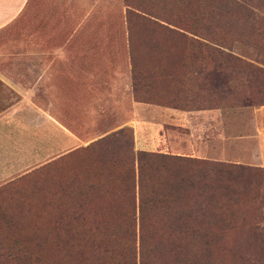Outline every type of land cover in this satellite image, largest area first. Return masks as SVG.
Wrapping results in <instances>:
<instances>
[{"label": "rangeland", "instance_id": "374dc122", "mask_svg": "<svg viewBox=\"0 0 264 264\" xmlns=\"http://www.w3.org/2000/svg\"><path fill=\"white\" fill-rule=\"evenodd\" d=\"M134 5L152 6L177 23V11L186 4L28 0L0 31V68L12 71L7 77L30 88L40 76L29 92L33 105L14 106L10 111L17 110L3 119L7 130L0 140V162L11 171L0 178V211L12 217L9 234L31 240L28 246H55L51 237L62 212L59 202L102 164L96 151L85 154L82 148L123 128L133 150L180 153L227 166L219 179L215 168L200 172L211 188L200 186L195 203L211 198L213 224L207 234L198 233L194 247H187L193 263L264 264V0L198 3L203 20L222 28L223 52L241 62L218 60L217 54L211 59L187 55L174 36L128 24L126 10ZM188 89L210 90L208 108L167 106L174 94ZM18 97L0 88V109ZM28 106L55 124L50 139L43 133L26 138ZM44 123L40 118L41 131ZM32 124L37 127V120ZM60 132L71 142L63 144ZM61 187L69 189L61 194ZM68 246H75L71 253L85 255L83 246L90 245L72 240ZM45 256L50 263L60 261L53 251Z\"/></svg>", "mask_w": 264, "mask_h": 264}, {"label": "trees", "instance_id": "16d2710c", "mask_svg": "<svg viewBox=\"0 0 264 264\" xmlns=\"http://www.w3.org/2000/svg\"><path fill=\"white\" fill-rule=\"evenodd\" d=\"M178 1L186 5L178 9L177 23L152 6L140 5L126 10V22L174 36L183 44L179 42L183 46L181 52L185 49L187 55L211 59L217 54L221 57L218 60L241 62L236 55L221 49L225 47V39L220 36L222 28L203 20L200 0ZM195 4L197 9H192ZM132 72L136 93L134 68ZM209 91L179 90L167 106L188 111L208 108ZM82 151H96L102 164L76 192L66 193L69 188L61 187V194L67 196L58 206L62 212L51 237L55 246H28L31 240H19L9 234L12 217L0 211V264H65L66 256V264H195L187 247H194L198 233L207 234L213 224L211 198L206 203H195V192L200 186H209L207 191L211 188L200 172L209 173L215 168L219 179L228 172L227 166L221 169L223 164L182 154L133 150L131 136L123 128L89 142ZM72 240H85L90 245L83 246L85 255L71 253L75 246L68 245ZM49 250L60 261L48 262L45 255ZM208 250L205 246L206 253ZM76 254L79 258L74 260Z\"/></svg>", "mask_w": 264, "mask_h": 264}, {"label": "crops", "instance_id": "0c3cea01", "mask_svg": "<svg viewBox=\"0 0 264 264\" xmlns=\"http://www.w3.org/2000/svg\"><path fill=\"white\" fill-rule=\"evenodd\" d=\"M27 2L28 0H0V31L6 28L19 15V13L23 10ZM10 73H12V71L3 70L2 68H0V88L10 89L11 91L18 94L19 97L17 101H14L13 103H10L9 105L5 104L4 108L0 109V140L4 138L2 135V132H6L7 130L6 121L3 120L5 116L17 110L16 108L15 110L10 111L11 108H13L14 106H17L20 104H23V106H27L29 104L33 105L29 92L30 90H34L36 85H39L37 83H38L40 76L37 77L33 81V84H31L30 85L31 87L29 88V87H23L21 84H18L13 79L7 77V74H10ZM1 100H4V99L0 98V101ZM27 108L28 109L24 112V114L30 118L31 126L27 128L26 138L33 140V139L39 138V134L43 133V135H45V138L50 139V134H53L54 132L57 131V127L55 126V124L50 122L49 119H45L41 117V114L39 113L38 108L34 109L33 107H30V106H28ZM40 118H42L43 121L45 122L44 128L42 131L39 128ZM185 118H186L185 116L184 118L182 117V119H185ZM35 119L37 120L38 126L34 128L32 122ZM60 133L61 135L64 136L63 144L69 141L71 142L72 138L70 136L67 137L65 132H60ZM152 141L153 140L150 138L151 143ZM142 144H147V140H145V137H143ZM2 154L3 153L0 149V156ZM177 154H180V153H177ZM37 157H39V155H37ZM2 165L3 164L0 162V178L8 176L11 171L9 170V168L3 169Z\"/></svg>", "mask_w": 264, "mask_h": 264}]
</instances>
